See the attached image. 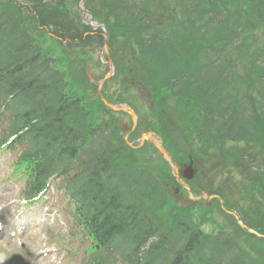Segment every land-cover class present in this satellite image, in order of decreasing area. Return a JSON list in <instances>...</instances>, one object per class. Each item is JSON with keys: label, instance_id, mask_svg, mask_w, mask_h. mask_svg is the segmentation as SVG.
Here are the masks:
<instances>
[{"label": "trees", "instance_id": "obj_1", "mask_svg": "<svg viewBox=\"0 0 264 264\" xmlns=\"http://www.w3.org/2000/svg\"><path fill=\"white\" fill-rule=\"evenodd\" d=\"M155 1L161 5L155 21L162 22V27L129 28L126 37L131 50L149 59L153 70L165 77V85L176 89L185 100L186 112L197 107L204 110L205 121L214 125L211 133L222 138L217 142L220 146L231 121L227 109H217L228 91L224 82L216 88L213 73L202 65L205 45L198 37L207 43L223 31L236 15L237 0ZM245 3L240 10L248 32L264 29V0ZM142 4L153 11L149 1ZM15 5L13 0H0V121L6 117L9 128L0 144L18 133L9 147L23 146L17 163L29 178L28 197L36 196L51 177H64L75 214L93 239L92 264H264V238L237 224L210 236L175 217L178 213L171 209L172 222H163L156 210L150 212L142 196H148L152 208H158L164 200L158 184L146 190L139 178L128 189L116 183L125 180L115 176V161L123 155L125 145L122 139L119 148L115 145L113 123L104 120L99 127L92 125L90 112L79 105L80 100L67 99L59 74L47 78L46 66L35 64L36 59L29 61L15 31V20L20 18L15 15ZM23 42L26 48L32 46L26 39ZM259 70L264 72V66ZM234 106L239 115V104ZM87 138L92 140L88 143ZM126 169L127 173L136 171L135 166ZM165 174L163 179L169 175ZM251 180L259 194L257 185L264 182V171L253 174ZM252 198L262 218L248 223L264 233V204L255 194Z\"/></svg>", "mask_w": 264, "mask_h": 264}, {"label": "rangeland", "instance_id": "obj_2", "mask_svg": "<svg viewBox=\"0 0 264 264\" xmlns=\"http://www.w3.org/2000/svg\"><path fill=\"white\" fill-rule=\"evenodd\" d=\"M91 41L88 44L95 47L94 58L107 60L102 56L100 40L93 38ZM138 86L141 92L149 91L140 84ZM156 86L165 88L161 83ZM19 152L20 149H0V218L5 225L4 233H0V264H87L90 240L79 233L80 227L74 220L66 195L57 189L58 181L45 192L41 204L24 206L22 192L26 181L12 172ZM143 155L151 157L152 149L148 147ZM198 166L202 169L200 178L204 182L219 187L220 183L226 186L225 180L229 183V171L226 169L228 173L223 174L219 156L201 160ZM218 215L215 213L214 217L221 218ZM203 226L206 230L212 228L209 221Z\"/></svg>", "mask_w": 264, "mask_h": 264}, {"label": "water", "instance_id": "obj_3", "mask_svg": "<svg viewBox=\"0 0 264 264\" xmlns=\"http://www.w3.org/2000/svg\"><path fill=\"white\" fill-rule=\"evenodd\" d=\"M110 106H111V104H109ZM176 170V169H175ZM188 178H191L192 177V175L193 174H191V172H190V169H188L187 171H186V174H185Z\"/></svg>", "mask_w": 264, "mask_h": 264}]
</instances>
